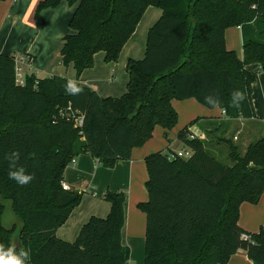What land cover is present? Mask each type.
<instances>
[{
  "label": "trees",
  "instance_id": "trees-1",
  "mask_svg": "<svg viewBox=\"0 0 264 264\" xmlns=\"http://www.w3.org/2000/svg\"><path fill=\"white\" fill-rule=\"evenodd\" d=\"M62 2L73 13L61 64L75 71L79 95L66 94L68 80L59 76L27 75L23 86L16 85L15 57L0 54L1 190L12 214L21 218L17 236L24 239L21 247L12 244L14 226L6 230L0 224V245L30 249L28 264H127L122 192L104 194L108 215L91 217L73 242L56 238L82 198L62 189L66 167L80 155L105 169L128 161L156 126L166 131L176 126L173 100L192 98L212 108L204 98L213 94L228 119L256 118L251 93L258 71L264 74V0H43L35 15ZM149 7L159 8L161 16L147 32L144 57L127 60L126 91L101 97L83 85L79 77L97 53L106 63L118 61ZM231 27L241 30L242 59L225 47L224 32ZM235 89L247 93L239 108L230 106ZM190 134L187 126L178 134L192 152L189 159L161 152L145 158L148 200L137 205L146 217L143 264H226L238 251L264 264V226L249 233L237 223L239 206L257 204L264 190V136L243 152L232 139L220 138L227 149L224 164L208 152L206 134L189 139ZM13 150L33 176L25 186L8 176L5 156Z\"/></svg>",
  "mask_w": 264,
  "mask_h": 264
},
{
  "label": "crops",
  "instance_id": "crops-1",
  "mask_svg": "<svg viewBox=\"0 0 264 264\" xmlns=\"http://www.w3.org/2000/svg\"><path fill=\"white\" fill-rule=\"evenodd\" d=\"M41 1L43 0L0 1V54L14 57L17 54H26L32 57L35 69L32 67L30 72L26 70L25 74L28 76L34 75L38 79L64 77L63 72L70 70L69 78H64L75 80L72 66L64 67L60 57L63 38L68 35L67 25L73 7L63 2L57 8L45 9L35 15L36 7ZM160 16L159 8H147L133 34L124 44L118 61L113 64L106 63L104 55L97 53L94 56L93 66L80 75V82L101 97L121 96L126 91L128 81L127 60H141L144 57L147 32ZM57 36L60 38L59 41L55 40ZM224 42L227 50L234 51L236 56L242 59V38L239 27L226 29ZM254 68L251 67L250 70ZM253 101L254 113L258 114L256 102ZM171 104L178 115L176 126L169 131L156 126L150 140L143 146L132 149L128 161L117 162L113 168L105 169L96 159L88 155H80L66 167L62 183L72 191L82 193V198L66 222L56 230V238L73 242L80 228L91 217L105 218L108 215L110 205L104 200V194L107 191H119L126 197L122 244L130 251L127 264L133 262L142 264L146 217L138 210L137 205L148 200L145 188L148 179L145 158L153 153L170 154L183 149L185 146L178 139V134L186 126L190 133L202 136L203 139L205 131L209 130H214L217 135H226L227 126L228 130L234 131L233 139L239 141L238 146L241 145L244 149L255 141L254 139L264 136V117H257L256 114V118L250 120L241 118L232 120L224 116L221 108H206L192 98L182 101L173 100ZM192 122L194 124L190 126ZM238 214L237 223L241 229L249 233L258 232L260 227L264 226V190L257 204L242 203ZM226 264L253 263L248 260L244 251H238Z\"/></svg>",
  "mask_w": 264,
  "mask_h": 264
},
{
  "label": "rangeland",
  "instance_id": "rangeland-1",
  "mask_svg": "<svg viewBox=\"0 0 264 264\" xmlns=\"http://www.w3.org/2000/svg\"><path fill=\"white\" fill-rule=\"evenodd\" d=\"M67 28H68L67 31L69 34L71 32V30L69 29V26ZM59 39L60 38H58V36L55 38L56 41H59ZM53 42L55 43V45L57 44L54 41V38H53ZM55 48H54V50H55ZM54 50H53V52H54ZM51 54L53 55V53H51ZM24 55H26V54H17V56H24ZM240 55H241V53H240ZM32 67L35 69L34 65ZM254 69H256V67ZM70 75H71L70 70L67 72H63V76L66 77L67 79L69 78ZM73 76L75 77V75H73ZM260 79H262L264 81V74L259 70L255 76V81H254L252 93H251V97H252L251 99H252V101L255 100V102H256L258 114L256 112H255V114L257 115V117H264V82L262 83ZM259 110H261V111H259ZM226 129H227L226 135L225 134L217 135L216 132L212 131V130L211 131H205V134L207 136L206 146H207L208 152L215 159L219 160L220 162H222L224 164H228L227 149H226L224 143L220 142L219 139L220 138H229V139H232V141L235 144L238 145V143H239L238 140L233 139L234 131L230 130V129L228 130L227 126H226ZM208 132L210 133L209 136L207 135ZM246 132H248V129L246 130ZM244 134L245 133H243V136H244ZM251 138H253V137L251 136ZM254 140H256V139H254ZM239 150L241 152H243V150H244L243 146L239 145ZM1 188H2V183L0 182V204L3 207V213H2V216L0 217V224L6 230H10L12 228V226H14V228H15L14 233L10 234V236L8 237V241L12 242V244L17 243V241H18L17 244H18V246L21 247V243L24 242V239L22 238L19 240V238L17 236L18 235L17 233L19 232L20 227H21V218L12 214V212L10 210V201L7 198H5V196H3ZM132 264H135V262H133ZM142 264H143V259H142Z\"/></svg>",
  "mask_w": 264,
  "mask_h": 264
},
{
  "label": "clouds",
  "instance_id": "clouds-1",
  "mask_svg": "<svg viewBox=\"0 0 264 264\" xmlns=\"http://www.w3.org/2000/svg\"><path fill=\"white\" fill-rule=\"evenodd\" d=\"M63 87L65 93L68 95H79L83 91L82 87L78 85V82L73 79H69ZM246 97V91L240 89L233 90L230 106L239 108ZM204 99L205 103L209 104L212 108L220 106V100L217 95L209 94ZM222 111L226 112L225 109H222ZM5 159L8 162V176L11 180L15 181L19 186H25L32 181L33 176L28 174L22 165H19L20 152L18 150L9 152L5 156ZM29 252L30 249L20 248L17 250L15 245L7 249L3 245H0V264H28L30 260Z\"/></svg>",
  "mask_w": 264,
  "mask_h": 264
},
{
  "label": "built area",
  "instance_id": "built-area-1",
  "mask_svg": "<svg viewBox=\"0 0 264 264\" xmlns=\"http://www.w3.org/2000/svg\"><path fill=\"white\" fill-rule=\"evenodd\" d=\"M32 65H33V59L29 55L15 56L14 58V78H15L16 85H19V86L24 85L25 77L27 76L25 74V71L26 70H28L29 72L32 71ZM81 124H82L81 118H79L77 120V125L81 126ZM188 138L189 139H193V138L203 139L202 136L194 135L192 133L188 136ZM191 155H192L191 150L184 147L178 152L168 154V157L170 159H176V158L189 159ZM61 186L64 191L71 190L65 183H62Z\"/></svg>",
  "mask_w": 264,
  "mask_h": 264
}]
</instances>
